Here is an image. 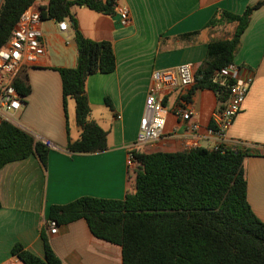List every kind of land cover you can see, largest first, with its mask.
<instances>
[{"label": "crops", "instance_id": "0c3cea01", "mask_svg": "<svg viewBox=\"0 0 264 264\" xmlns=\"http://www.w3.org/2000/svg\"><path fill=\"white\" fill-rule=\"evenodd\" d=\"M261 1L114 0L116 6L129 11L126 26L119 24L116 8L114 15H103L72 6L77 30L92 41L111 43L115 56L116 68L111 73H93L85 81L88 120L106 132V150L100 153L74 154L66 149L67 138L75 141L81 131L75 124L72 99L66 100L64 116L56 70L75 66V32L68 20L63 21L67 25L64 32L54 20L40 23L44 53L35 65L18 70L15 81L22 82L28 92L21 96L22 108L6 117L35 141L47 143L49 152L45 168L33 156L0 168V264H23L11 254L15 244L42 258V235L61 264H123L121 248L93 237L83 219L59 224L56 233L50 235L49 208L85 196L123 200L132 192L128 151L137 137L151 72L184 63L191 64L196 72L208 43L227 38L232 29L231 25L207 26L215 12L240 15ZM37 2L46 5L47 0ZM232 63L251 73L252 78L239 113L220 144L247 153L243 164L246 199L253 215L264 221V5L251 12ZM192 89L174 90L164 96L167 115L161 137L137 151L209 150L215 141L205 129L225 97L219 101L208 88ZM178 105L192 111L199 125L196 137L180 120L175 111Z\"/></svg>", "mask_w": 264, "mask_h": 264}, {"label": "trees", "instance_id": "16d2710c", "mask_svg": "<svg viewBox=\"0 0 264 264\" xmlns=\"http://www.w3.org/2000/svg\"><path fill=\"white\" fill-rule=\"evenodd\" d=\"M35 0H2L0 46L8 40L22 11ZM85 7L114 15V0H47L39 7L43 20H68L75 32L76 64L57 69L66 118V100L74 101L78 139L67 138L66 149L74 154L106 150V132L88 120L89 103L84 93L86 78L109 74L116 68L111 43L92 41L78 30L71 7ZM264 0L246 7L240 15L217 11L207 26L231 25L225 39L211 40L205 58L194 72L193 89L212 90L219 101L224 93L211 83L213 72L232 63L251 12ZM42 20V21H43ZM15 90L25 96L28 88L15 81ZM191 93V92H190ZM105 104L110 106L108 99ZM49 148L19 127L0 120V168L29 156L45 168ZM134 166L128 178L132 192L123 200L81 197L51 206L49 219L66 224L83 219L91 235L119 246L123 264H264V221L251 212L246 199L243 164L246 152L225 149L148 154L133 151ZM43 257L23 250L11 254L23 264H61L44 235Z\"/></svg>", "mask_w": 264, "mask_h": 264}, {"label": "built area", "instance_id": "2783aa9c", "mask_svg": "<svg viewBox=\"0 0 264 264\" xmlns=\"http://www.w3.org/2000/svg\"><path fill=\"white\" fill-rule=\"evenodd\" d=\"M37 2V0H35ZM34 2L25 8L17 19L7 41L0 46V120L9 122L6 117L22 108L20 94L15 90L14 82L18 70L24 66H33L43 55L41 45V31L39 28L42 17L39 7L41 2ZM119 24L126 26L129 23V11L123 6H116ZM66 23L58 22L59 31H66ZM194 67L189 63L180 64L173 69H157L150 74V84L144 99L143 115L139 119V127L135 142L128 151V167L134 166L133 151L139 146L149 144L161 137L167 109L163 98L174 90L184 92L186 88L194 85ZM251 73L231 63L221 70L213 72L211 83L225 95L221 108L213 112L210 117V126L205 129V134L213 138L215 143L209 151L223 152L230 149L220 144L226 138V133L231 122L239 113L251 82ZM181 121L186 123V130L197 136L199 125L193 118V113L187 107L178 105L175 108ZM47 145V143H45ZM48 233L54 235L57 223L50 220L47 223Z\"/></svg>", "mask_w": 264, "mask_h": 264}, {"label": "rangeland", "instance_id": "374dc122", "mask_svg": "<svg viewBox=\"0 0 264 264\" xmlns=\"http://www.w3.org/2000/svg\"><path fill=\"white\" fill-rule=\"evenodd\" d=\"M69 101H70L71 104L74 103L73 100H69ZM70 108H71V107H70ZM71 109H72V108H71ZM130 170H131V169H130Z\"/></svg>", "mask_w": 264, "mask_h": 264}, {"label": "water", "instance_id": "95a60500", "mask_svg": "<svg viewBox=\"0 0 264 264\" xmlns=\"http://www.w3.org/2000/svg\"><path fill=\"white\" fill-rule=\"evenodd\" d=\"M2 0H0V3H1Z\"/></svg>", "mask_w": 264, "mask_h": 264}]
</instances>
